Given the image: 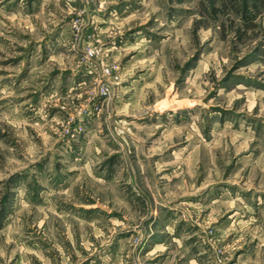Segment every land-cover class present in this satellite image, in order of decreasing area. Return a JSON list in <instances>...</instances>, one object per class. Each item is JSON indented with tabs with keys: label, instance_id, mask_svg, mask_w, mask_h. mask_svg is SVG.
Here are the masks:
<instances>
[{
	"label": "rangeland",
	"instance_id": "1",
	"mask_svg": "<svg viewBox=\"0 0 264 264\" xmlns=\"http://www.w3.org/2000/svg\"><path fill=\"white\" fill-rule=\"evenodd\" d=\"M0 264H264V0H0Z\"/></svg>",
	"mask_w": 264,
	"mask_h": 264
}]
</instances>
